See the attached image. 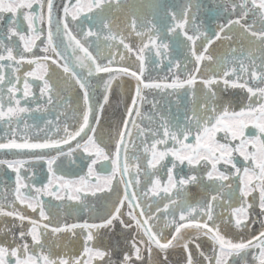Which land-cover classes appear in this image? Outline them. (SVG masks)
Listing matches in <instances>:
<instances>
[{
    "label": "snow or ice",
    "instance_id": "obj_1",
    "mask_svg": "<svg viewBox=\"0 0 264 264\" xmlns=\"http://www.w3.org/2000/svg\"><path fill=\"white\" fill-rule=\"evenodd\" d=\"M111 6V0H66L60 5H57L56 0H0V24L6 22L9 40L16 37L23 44V51L17 55L12 47L5 45L0 39V92L6 83L10 85L7 88V103L0 96V121L11 129L13 122L17 125L23 123V117L32 111L28 103L35 97V93L31 91L29 78L42 82L39 95L44 97L47 104L53 103L56 93L53 90L54 84L49 82V65L56 66L67 80L82 91V106L72 130L66 124L55 130L56 136H49L47 131L42 137L39 134L32 137L17 136L13 132L7 140L0 138V151L28 157L27 160L0 159V166H6L16 173V187L10 203H4L5 190L0 188V218L18 221L12 227L19 229L17 234L7 225L0 228V235L7 234L11 237L8 241L0 242V264H145V252L151 257L154 250L165 254L161 264H168L166 254L170 248L177 246L185 251V264H229L230 257L243 254L246 260L249 253H252V264H264V219L260 220L261 228L258 232L238 241L229 238L222 229L223 224H229L238 230L250 231L255 223L250 210L255 207L264 216V63L260 65L259 74L253 70L254 63L246 68L241 61L238 68H226L222 72L213 70L215 74L212 76H200V83L213 101L216 98L215 86L218 84L244 90L248 103L239 111L227 105H222L217 110L214 102L202 103L199 105V112L194 111L192 122L189 124L185 121L183 128L178 125L170 128L169 122L163 117V123L157 131L140 128L136 118L141 116L140 107L147 100L142 95L143 91L155 90L157 93L177 95L181 90L194 91L198 74L202 72V62L213 60L211 55H207L208 45L213 41L207 40L197 51L194 45L198 37L194 38L184 31L183 35L193 45L190 49L195 64L193 72L183 73V79L181 74L173 73L170 82H152L144 76L145 57L142 53L149 47L148 44L134 49L132 45L125 43L122 35L113 33L110 27L104 25L108 31L105 39L112 42L115 51L110 48L109 55L101 58L89 51L91 45L88 38L91 37L94 41L100 39L97 33L91 30L84 32L81 27L79 35L82 39H77L72 34L70 25L80 27L85 22H91L97 13ZM232 8L233 11L239 8L241 12L239 18L228 21L229 30L233 25L240 26L246 34L264 45V0H238V3H233ZM249 14L260 18L262 26L259 32L252 30L254 25L242 22ZM21 20L27 22L31 35L18 30ZM186 23L185 13L183 21L173 24L168 31L171 33L176 29H183ZM129 30L143 42L144 36L136 31L135 20L130 22ZM223 30L224 26L221 27L222 32ZM65 36L66 42L63 39ZM217 38H220L219 34ZM148 39L152 44L150 51H154L157 56H167L168 43L163 40L157 43L151 33L148 34ZM37 41L45 44V47L39 49ZM98 47L97 45V49ZM38 51H42L44 55H38ZM126 57L135 59V70L131 64L125 63ZM12 64L16 66L14 73L24 64L35 66V70L24 74L23 89L16 86L20 83V77L6 78L4 75V69ZM173 66L181 68L179 62L173 65L170 61L169 69ZM244 73H247V78H244ZM118 76L133 77L137 86L135 96L130 97V104L125 105V118L116 131L112 149L106 152L105 147L97 143L95 126L100 123L104 106L109 102L111 85ZM91 78H97L102 83L103 94L99 100L90 92ZM253 80L256 83L250 85ZM151 103L156 107L155 101ZM249 124L259 130L258 136L245 135ZM24 127L26 130L28 125L25 123ZM61 132L63 135H60ZM219 133L223 134L220 138ZM137 139L141 142L139 148L144 157L143 168L137 163L139 156L135 153L132 156L128 154L129 144L134 150L137 149ZM77 150L87 154L90 162L87 176L73 180L57 175V169L53 165L62 156H70ZM236 153L245 161L251 162V166L237 167L234 162ZM98 160L112 165L109 175L97 177L102 179L108 192L116 196L111 211L98 223L58 222L53 226L41 197L47 195L60 201L82 203V198L88 193L95 196L97 192L103 191L99 185L90 183ZM29 161H46L47 170L52 176L46 186L37 187L24 182L27 172L24 177L20 174ZM185 162L194 173L203 172L204 176L193 174L184 177L174 173L178 164L184 165ZM221 163L226 166L224 171L218 167ZM227 166H231L230 170ZM162 168L166 169V184H162L157 174ZM141 175L146 181L143 187H139ZM205 177L217 184L214 189L217 193H221L225 187L231 191L230 184L225 182L233 177L242 185V202L238 207L229 205L231 210L227 213V221L224 220L225 213L216 212V205L222 203V196L219 194L210 195L207 200L195 205L187 201L176 205L175 198L169 195L178 186L195 184ZM93 188L95 191H92ZM149 193L152 201H167L163 203V208L160 203H156L154 207L149 202ZM249 197H252L251 202L248 201ZM18 205L30 209L35 215L27 214ZM117 221L133 235L128 242V250L119 261L114 262L112 251L101 249L95 245V241L99 230L112 228ZM77 230L83 236L82 251L78 255H55L50 247L46 250L49 233L52 236L59 233L76 236ZM166 231L167 236L164 235ZM201 236L213 241L211 254H205L196 243ZM190 245H195L199 252V261L193 256Z\"/></svg>",
    "mask_w": 264,
    "mask_h": 264
},
{
    "label": "flooded vegetation",
    "instance_id": "obj_2",
    "mask_svg": "<svg viewBox=\"0 0 264 264\" xmlns=\"http://www.w3.org/2000/svg\"><path fill=\"white\" fill-rule=\"evenodd\" d=\"M112 6L106 7L103 12L97 13V16L91 22H85L80 27L76 25H70L72 33L77 39H82L79 35L80 28L82 27L84 32L91 30L100 36V39L93 40L89 37V51L94 56L105 57L109 55V49L115 51V46L111 41L105 39L108 35V31L104 28L107 25L111 28L113 33L122 35L125 38V43L132 45L134 49L143 47V44H148L149 47L145 48L142 55L145 60L143 66L145 68L144 76L149 80L156 81H169L173 73H191L194 70V58L190 55V49L193 47L191 43L183 35L184 31H187L188 35L197 38L195 40V49L199 51L201 46L206 43L207 40L213 42L208 45L207 55L213 57L212 62L205 60L201 64L202 72L198 74L197 84L193 90H181L177 94H164L155 93L153 95V101L156 103V107L149 109L147 103L144 108L142 104L143 113L139 117L138 126L143 129H151L157 131L163 122L161 117L165 120L172 122L173 125H178L180 128L185 127V121L189 124L192 122L193 113L199 112V105L202 103H215L217 110L222 105L230 106L231 109L239 111L241 107L248 103L247 94L244 90L239 88L226 87L223 84L215 86L216 98L213 101L207 93L206 88L200 83V76L209 77L215 74V72H222L223 70L233 67H240V62L243 61L244 67H250L254 63L253 69L259 74L260 65L264 63V45L254 40L250 35L246 34L240 26H231L229 30L228 21L236 20L240 16L241 9L237 8L233 11V3H238V0H111ZM173 13L175 15H173ZM185 13L187 14V23L183 29H176L175 32H169L168 29L175 23L182 22ZM132 20L136 21V31H139L144 36L143 42L138 38L134 32L129 30V24ZM7 21V17L5 18ZM243 23L248 25H254L253 31L259 32L261 29V20L258 15L254 16L249 14ZM154 26V27H153ZM224 26L223 32L221 27ZM19 31H23L26 35H31L30 30L27 29V22L21 20V24L18 28ZM8 27L6 22L0 24V39L7 46L13 48L14 54H19L23 51V44L16 37H12L11 40L7 37ZM47 27L45 26V35ZM151 33L152 38L157 43L160 40L168 43L167 56H157L152 49V44L149 42L148 34ZM219 34L220 38H217ZM43 39V37H42ZM83 42V40H82ZM46 43V41H45ZM39 49H43L45 44H41L37 41ZM97 45L99 46L97 49ZM36 51V49H34ZM38 55L43 56L42 51L37 52ZM175 65L179 62L181 68L175 66L169 69V62ZM125 63L131 64L133 70H135V59L125 58ZM16 66L14 64L4 69V75L6 78L17 76L20 77V83L16 84L17 87L23 89V78L27 71L35 70V66H29L24 64L20 66L18 72H13ZM215 70V72L213 71ZM49 73L51 75L50 84H54V92L56 93L53 103L47 104L44 97L39 95V88L42 86V82L29 78V84L31 85V91L35 93V97L29 101L28 107L32 111L23 117V123L17 125L13 122L11 129L9 126L0 121V138H9L13 132L17 136L32 137L36 134L43 136L47 131L48 135L51 134L50 130L52 125L59 123V127H63L66 124L69 125L73 121L74 117L79 115L82 106V91L78 86L74 85L70 80H67L62 72L54 65H49ZM244 78H247V73L243 74ZM47 78V77H46ZM256 81H250L251 84H255ZM119 89L121 92L126 90L127 85V98H129V90L131 84L126 79H120ZM10 87L7 83L3 86V91L0 92V96H3L5 103L8 100L7 88ZM120 100L113 99L112 94L109 97V102L104 106V110L100 116V123L97 125L94 133L97 143L101 147H105V151L108 152L112 149L113 140L116 135L117 129L120 127L123 119V110L126 105L124 93L119 94ZM19 96V94H17ZM145 96V93H144ZM112 97V99H111ZM23 105V101H22ZM37 108L41 110H37ZM70 109V110H69ZM72 115V116H71ZM157 118V124L155 128H150L145 125L146 120H151L152 116ZM71 116V117H70ZM70 119L67 122V119ZM25 123L28 128L25 130ZM47 125V127H46ZM173 131L175 129H172ZM147 135V131L145 132ZM223 134L219 133L218 138ZM246 136H258L259 130L253 125L249 124L245 129ZM191 139V138H190ZM221 142H223L221 140ZM139 145L137 149H133L129 144V156L134 153L139 156L137 163L143 168L144 157L141 155V149ZM234 162L237 167H250L251 162L245 161L243 157L238 153L234 154ZM171 159V158H169ZM89 160L87 154L77 151L70 156H63L57 160L53 165L57 169V175H63L66 179H79L81 176H87ZM164 163H167L165 161ZM170 167V165H169ZM221 171L225 170L223 163L218 166ZM112 165L103 160H98L97 165L94 166L93 174L90 178V183L99 185L104 190L97 192L95 196L90 193L86 197L82 198V203L77 201H60L55 197H49L47 195L41 197L44 201L46 211L53 221V226L56 223H83L87 221L89 223H98L100 220L107 216L112 209V205L116 200V196L108 192L107 187L103 185L102 179L97 177H104L110 174ZM230 170L231 166H227ZM174 173L179 176L188 177L193 174L204 176L203 172L194 173L191 168L185 162L184 165H179ZM27 172V179L25 183L34 184L37 187L46 186L48 181L52 179L51 174L47 170L46 161L28 162L25 164L21 171V177L25 176ZM162 184H166V169H161L157 173ZM141 185L143 187L145 178L143 175L140 177ZM230 184L231 191L228 187H225L221 193L214 191L217 184L208 181L205 177L198 183L189 184L187 186H178V189H173L170 196L175 198L176 205H180L182 201H187L190 204L195 205L197 202L205 201L210 195H221L222 203L216 205L217 213H225L224 220L227 221L229 217L227 213L230 212L231 207H238L242 202L240 200V188L242 185L236 178H230V181L225 182ZM16 187V173L7 168L6 166H0V188L5 191L3 195L6 197L4 203H10ZM23 191V190H22ZM95 191V188L92 189ZM63 195V192L60 193ZM256 195V194H253ZM149 202L155 207L156 203H160L163 208V203L167 201H152L151 193H149ZM252 197L248 198L251 202ZM21 210H25L27 214L35 215L31 213L30 209H25L24 206H19ZM171 209V206H170ZM251 217L255 220L252 225L259 226L260 220L264 219V216L260 214V209L255 207L250 210ZM234 220V217H232ZM18 221L12 218H0V228L7 225L13 232L18 234L19 229L12 227L17 224ZM230 228V229H229ZM223 231L231 230L235 231L236 228L229 224L222 225ZM133 233L124 229L120 223L114 222V227L101 229L97 235L95 245L101 249L112 251L113 261H119L123 254L128 250V242ZM164 235H168L166 231ZM11 237L7 234L0 235V242L8 241ZM29 243L31 240L29 238ZM200 245V249L205 254H211L213 248V241L209 237L201 236L196 241ZM46 250L50 247L51 251L55 255H69L75 256L82 251L83 236L77 230L76 236H71L66 233H59L52 236L48 235L46 241ZM193 256L199 261L201 257L199 252L195 248V245H190ZM145 264H161L164 259L163 253L153 251L151 257L145 252ZM168 264H185V251L182 247L177 246L170 248L167 252ZM229 264H252V253H249L245 258L243 254L241 256H233L229 258Z\"/></svg>",
    "mask_w": 264,
    "mask_h": 264
},
{
    "label": "water",
    "instance_id": "obj_3",
    "mask_svg": "<svg viewBox=\"0 0 264 264\" xmlns=\"http://www.w3.org/2000/svg\"><path fill=\"white\" fill-rule=\"evenodd\" d=\"M65 2H66V0H56L57 5H60V4L65 3ZM63 39L65 40V42L67 41V37L66 36L63 37ZM70 51L71 50L69 49V54H70ZM120 77H127V76H118L116 78V80L113 81V83L111 85V90L114 87V84L117 82V80ZM128 77L131 79V81L133 83V87H134V92H133V95H132V97H133V96H135V90H136V86H137L136 85V80L133 77H130V76H128ZM105 79H106V77H105ZM90 84L92 85V88L90 89V92L95 94L96 100H99L101 98L102 94H103V87H102L101 81L99 79H97V78H91L90 79ZM136 120H137V118H136ZM76 123H77V121L75 122V124ZM69 130H72V128H69ZM60 135H63V133L61 132ZM49 136H56V133L51 134ZM3 139L7 140L8 138H3ZM0 159H4V160L25 159V160H27L28 157L24 156L23 154L17 155L15 152H2V151H0ZM259 230H260V228L251 229L250 231L225 230L224 232L227 234V236L229 238L233 239L234 241H238V240H241V239L249 238L253 232H258Z\"/></svg>",
    "mask_w": 264,
    "mask_h": 264
},
{
    "label": "rangeland",
    "instance_id": "obj_4",
    "mask_svg": "<svg viewBox=\"0 0 264 264\" xmlns=\"http://www.w3.org/2000/svg\"><path fill=\"white\" fill-rule=\"evenodd\" d=\"M181 77L184 78L183 73H181ZM120 93H122V92H120L119 89L114 92L113 96H114L116 101L120 100V95H119ZM144 93H145V97L147 98V100L145 102H143V108L147 103L149 104V109L153 108V104L151 102L153 101L152 98H153V95H155L156 91L155 90H151V91L145 90ZM111 99H112V97H111ZM145 125L147 127L153 128V129L155 128V123L151 122V120H146ZM61 158H63V157H61Z\"/></svg>",
    "mask_w": 264,
    "mask_h": 264
}]
</instances>
